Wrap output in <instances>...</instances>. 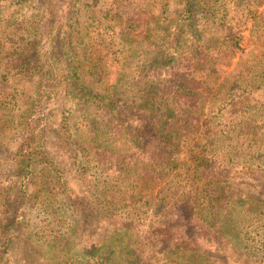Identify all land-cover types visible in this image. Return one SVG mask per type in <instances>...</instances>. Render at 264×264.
<instances>
[{
	"label": "trees",
	"instance_id": "trees-1",
	"mask_svg": "<svg viewBox=\"0 0 264 264\" xmlns=\"http://www.w3.org/2000/svg\"><path fill=\"white\" fill-rule=\"evenodd\" d=\"M2 1L0 0V22L4 21L3 11L7 5L10 7L17 4L20 8L26 7L25 4L29 0H11L7 5ZM79 1L81 0H73V6L77 9L71 16V22H67V25L74 26L76 39L79 44L83 45L82 49H79L75 54L70 53L69 41H71L72 35H68L64 42L61 41L58 46L55 45L52 51L47 50L43 53L39 46V41L44 34L41 9L32 11L30 17L26 14V21L32 17L39 18L35 19V26L28 29H26L27 25H22L17 20L10 21V19L5 21L9 25H0V29H4V32L0 33V83L6 81L5 78L9 73L15 75V71L24 75L40 73V85L35 87L36 91L21 90L18 86H13V89L8 91L0 89V138L10 128V125L19 130L21 134L15 161L16 173L21 178L25 176L23 173L25 169L31 173L38 169L55 172L57 178H62L59 170L63 165L62 162L51 157L46 149L47 122L46 117L43 118L42 114L43 105H48L47 100H50L54 92L57 91V86L63 85L66 93L71 94L77 102L87 105L88 110V107L95 109V119L97 113L102 118L109 115L108 121L100 130L94 129L95 125L97 126V122L94 121L92 124L94 127L91 130L88 129L89 136L86 135L88 144L92 150H95V161L111 175L113 186H109L108 183L107 185L103 184L100 188L103 197L112 198V194L114 197H118L123 191L120 185H115L116 177L120 179L121 184L130 180L148 183L149 196L159 202L166 203L164 212L167 200L173 198L174 204H176L183 196L184 198L188 196V199H184L187 200V203L194 199L198 204L202 203L203 209L206 210V215H201L199 218L200 223L191 221L192 217L184 218L185 220L181 222L179 218L182 217L183 210L182 207H177L175 209L177 212H174L168 223L164 224L159 219V224L148 227L145 236L135 232L136 238L141 240L145 238V246H147V250L149 249V254L145 258H143L145 252H138L134 243L126 244L122 251L118 252L104 240L101 243L102 250H96L100 256L98 261L108 262L109 256L118 252L119 260H115V262H119V264L124 262L129 264H189L193 260L194 264H215L213 251L207 247V244H213L214 239L212 240L211 237L214 235L218 237V242L227 241L234 245L231 247L232 253L221 252V255L226 256L221 259L223 262L233 259V253L248 260L263 259V182L257 179L258 183L254 185L253 180L247 181V189L242 191L236 189L234 183H228L226 180H211V184L204 189L205 186L196 187L194 190L190 189L188 193L192 196L187 195L180 187L166 188V184L161 190H156V187L161 186L165 178L169 184L168 180L175 176L180 164V155L191 145L190 139L193 134L194 136L198 135L200 141L198 143L207 144L212 148H216L217 144L222 143L223 137L226 136L221 128H218L215 117L222 116V111L226 108L232 111L235 116V122L228 129L233 145L235 144L236 147L234 158L237 160L234 162L244 164V166L248 162L249 166L246 168L252 172L250 175L264 178L254 173L258 170L264 173V120L259 123L260 120L257 118L264 116V103L254 99L256 90L264 89V9L261 10L264 0H231L234 7L232 13L223 3L224 0H201L204 8H200L199 4L196 6L194 0H189L187 21L184 24L176 23L175 31L171 36L163 35V38L156 39L155 49L148 58L150 60L149 67H174L181 70L184 64L182 62H185L182 50L185 49L189 41H194V43L196 41L197 49L194 50V55L189 58L196 62L194 71L198 68L200 70L205 64L213 72L218 62L216 60L215 63L212 56H208L207 53L217 51L216 42L213 40L214 38L211 39V44L207 42L203 32L198 31L194 35V26L199 20L194 16V11L198 18L209 17L204 24L209 23L231 56L241 47V39L248 31L252 38L258 40V43L261 41L260 49L256 46L254 61H248L246 66L241 67L233 84L213 80L211 79L212 75H205L202 80H197L194 77L196 86L191 85L185 77L178 78L173 83V87L176 86L173 92L175 96L183 92L184 99L182 100L186 101L188 105H176L175 99L178 96L174 97L168 93L164 95V89H155L149 86L150 92L147 96L143 95V103L140 106L120 105L119 88L116 85L104 87L99 92L102 87L101 83L107 81L108 66L110 65L108 58L111 52L95 55L91 51L94 46L93 37L89 43L86 42L82 30L84 28L80 11L82 6L79 5ZM47 2L53 4L52 1ZM41 6L47 5L42 3ZM137 7L135 1L114 0L110 5L104 7L101 17L102 24H113L111 28L118 29L119 39L114 40L115 53L118 56L124 54L125 63L131 59V55L128 54L130 50L134 51L135 49V44L127 42L126 35L131 32H140L144 25V19L141 17V10L144 7L139 12L136 11ZM93 18L90 19L93 21ZM23 26H25V33H17L19 27ZM187 31L190 33L189 35H187ZM161 32L159 29L156 31L157 34H161ZM2 35H5L7 40L1 39ZM257 55L260 57L257 58ZM255 59L259 61L256 63ZM58 60V64L65 65L61 73L55 69ZM219 82H222L218 85L219 87L213 88L214 84ZM98 84L99 87H97ZM223 84H227L228 88H221ZM198 88L200 91H197ZM222 90H226V93L221 92ZM159 96L168 98V104L156 101ZM170 101H174V105H170ZM98 109L102 111L99 112ZM137 110L147 113L150 119H155L154 128L156 131L150 139L143 143H140L129 130L132 121L142 118L135 113ZM142 122H146V120L144 119ZM91 123L88 121L89 125ZM103 128V132L106 131V134L100 133ZM98 130L99 133H96ZM104 136L107 138L106 141L102 139ZM77 137L80 142L82 136ZM197 154L202 155V150ZM203 157L201 156L198 160ZM40 165H42L41 169H39ZM62 186L67 194L73 195L70 187L63 184ZM111 188H113V192L110 190ZM163 190H165L164 195L162 194ZM19 192L26 195L23 187L19 189ZM22 203L17 194L10 193L9 196L3 197L0 192V226L4 223L2 219H5V222L10 226L11 233L13 227H16L14 221L18 220L17 218L20 216L19 210ZM5 214H8V217H3ZM239 215H242V220L239 219ZM179 223L185 227L181 235L175 233L179 229ZM193 227L200 228L203 236L197 235L195 232L191 233ZM72 229L74 230V228ZM126 229L129 230V228ZM131 229H134L133 226ZM227 231H235L233 237L225 233ZM253 232L255 233L253 234ZM70 235L68 238L63 237L67 244L69 240L71 242L74 232ZM217 245L218 243H216ZM162 254L165 255L163 260L161 259ZM56 258L59 257L56 255Z\"/></svg>",
	"mask_w": 264,
	"mask_h": 264
},
{
	"label": "rangeland",
	"instance_id": "rangeland-1",
	"mask_svg": "<svg viewBox=\"0 0 264 264\" xmlns=\"http://www.w3.org/2000/svg\"><path fill=\"white\" fill-rule=\"evenodd\" d=\"M10 1L3 0L2 2L7 5ZM47 1H52L53 4H49ZM113 1L81 0L79 5L82 6L80 9L84 23L82 30L86 42L89 43L93 37L94 46L91 49L93 54L101 55L108 51L111 52L108 58L110 65L108 66L107 81L101 83L102 87L98 88L99 92L104 87L116 85L119 88L120 105H142L143 95L147 96L150 92L149 86L155 89H164V95L168 93L174 97L178 96L175 99L176 105H188L186 101L182 100L184 99L183 92L175 96L173 92L176 89V86L173 87L175 79L185 77L191 85H194V77L197 80H202L205 75H212L211 79L213 80L233 84L241 67L246 66L248 61H254L256 46L260 49L261 41L258 43V40L252 38L248 31L244 33V38L241 39V47L231 56L209 23L204 24L209 17L198 18L196 11H194V16L199 19L194 26V35L198 31L203 32L207 42L211 44L213 38L216 42L217 51L207 53L208 56H212L215 63L216 60L218 62L213 72L203 63L200 70L198 68L194 71V63L196 62L189 58L194 55L198 43L195 41V44L193 40V42L189 41L185 49L182 50V57H184L185 62H182L184 64L181 70L174 67H149L150 60L148 58L155 49L156 39L163 38V35L171 36L175 31L176 23L184 24L187 21L189 0H129L136 2V6L138 5L137 12L144 7L141 10L144 25L140 32H131L126 35L127 42L135 44V49L134 51L133 49L130 50L128 54L131 55V59L125 63V55L118 56L115 53L114 40L119 39L118 29L111 28L113 24L101 23L104 7ZM42 3H46L47 6L42 7ZM223 3L230 10V13L234 12L231 0H224ZM194 4L196 6L199 4L200 8L205 7L201 0H194ZM25 5L26 7L21 8L17 4L10 7L7 5L3 11L4 21L0 22V25H9L5 22L8 19L10 21L17 20L18 23L27 25L26 29H28L35 26V19L38 20L39 18L32 17L26 21V14L30 17L32 11L41 9L44 34L39 41V46L43 53L47 50L52 51L55 45L58 46L61 41L64 42L68 35H72V39L69 41L70 53L75 54L79 49H82L83 45L79 44L78 39H76L74 26L67 25V22H71L73 12L77 9L73 6V0H29ZM262 9L264 6L261 7ZM90 18H93V21ZM25 26L19 27L17 33H23ZM157 29L162 31L161 34L156 33ZM3 32L4 29L1 28L0 33ZM189 34L188 32L187 35ZM1 39L7 40V37L2 35ZM5 42L8 43L9 41ZM259 57L260 55H257V58ZM255 61L257 63L259 60L255 59ZM58 63L59 60L56 61L55 69L61 73L65 65ZM39 74L34 72L24 75L16 71L15 75L9 73L5 78L6 81L0 83V89L8 91L12 90L13 86H18L21 90L36 91L35 87L40 85ZM222 82L214 84L213 88L219 87L218 85ZM94 87L96 88V84ZM221 88H228V85L223 84ZM254 89L256 90V88ZM64 91L63 85L57 86V91L54 92L50 100H47L48 105H43L42 114L43 118L46 117L47 122L46 149L51 157L62 162L63 165L59 169L62 178H57L55 172L38 169L32 173L25 169L23 171L25 176L20 178L19 174L16 173L15 162L20 144V132L10 125V128L0 138V192L3 197L9 196L10 193L12 195L17 194L19 200L23 202L19 210L20 216L17 218L18 220L14 221L16 227H13L12 233L9 224L5 222V219H2L4 223L0 226V264H119L115 260H119L118 252H121L126 244L134 243L138 252H145L143 258L147 257L149 249L147 250V246H145V238L142 240L136 238L135 232L145 236L149 226L159 224L160 220L164 224L168 223L174 212H177L175 210L177 207H182L183 210L181 212L182 217L179 218L181 222L185 220L184 218L192 217L191 221L200 223V216L206 215L202 203L198 204L194 199L187 203V200L184 199H188V196L185 198L183 196L178 203L174 204V199L171 198L166 201L167 207L164 212L166 203L150 197L147 189L148 183L137 180L134 182L130 180L121 184L120 179L115 177L117 179L115 185H120L123 191L118 197H114L113 188H111L112 192L109 191V193L113 197H103L100 188L103 184L107 185L108 183L109 186H113L111 175L95 161V150L91 149L87 137L89 136L88 129L91 130L94 127L93 122H97L94 129L100 130L108 121L109 115L102 118L96 112L95 119V109L88 107V110L87 105L77 102L71 94ZM197 91H200V88ZM256 91L254 99L264 103V89ZM221 92L226 93V90ZM167 99L159 96L156 101H161L167 105ZM169 103L174 105V101ZM98 111L101 112L102 110L98 109ZM135 113L142 118L132 121L129 130L140 143H143L155 133V119H150V116L143 111L137 110ZM221 115L215 119L218 128H221L226 136L223 137L222 143L217 144L216 148H212L207 144L198 143L200 142L198 135L194 136L193 134L190 139L191 145L180 155V164L175 176L168 180L170 181L169 184L165 178L162 185L157 186L156 190L163 189L162 187L166 184V188L180 187L188 195L190 189L208 187L211 180H226L228 183H234V187L242 191L247 189L246 182L250 180H253L254 185H256L258 179L263 182L264 186V178H256L250 175L252 172L246 168L249 166L247 165L248 162L246 166L234 162L237 160L234 158L236 147L235 144L233 145L228 129L235 122V116L228 108L224 109ZM257 118L260 120L259 123L264 120V116ZM144 119L146 122H142ZM88 121L92 122L91 125L88 124ZM99 130L96 133H99ZM103 130L104 128L100 133L106 134V131L103 132ZM77 136H82L80 142H78ZM102 139L106 141L107 138L104 136ZM201 150L202 155H198L197 152ZM201 156L204 157L198 160ZM39 167L41 169L42 165ZM254 173L264 177L262 171L258 170ZM62 184L70 187L73 191L72 196L65 192ZM21 187L25 189L26 195L19 192ZM162 194H165V190ZM74 195L77 199L74 198ZM7 215L5 214L3 217H8ZM238 217L242 220V215ZM180 223L178 224L179 229L175 232L179 235L185 230L184 225L181 226ZM132 226L133 230L131 229ZM126 228L129 230L127 231ZM254 229L256 230V228ZM73 232L71 242L69 240L70 243H65L67 241H64L63 237L68 238ZM190 232L203 236L198 227H193ZM225 233L233 237L235 231ZM211 239H214L213 244H207V247L213 251L215 264H264V258H260L258 261L248 260L245 257H239L237 253H233V259L223 262L221 259L226 258V256L221 255V252L232 253L231 247L234 245L227 241L218 242L216 235L212 236ZM104 240L108 245L118 250L109 256L108 262L98 261L100 256L96 251L102 250L101 243ZM172 241L174 240L172 239ZM216 243H218L217 246ZM56 255L59 258H56ZM163 258H165L164 254L161 255L162 260ZM122 264L129 263L124 262ZM189 264H194V260Z\"/></svg>",
	"mask_w": 264,
	"mask_h": 264
}]
</instances>
